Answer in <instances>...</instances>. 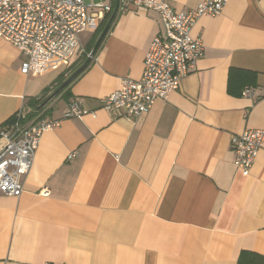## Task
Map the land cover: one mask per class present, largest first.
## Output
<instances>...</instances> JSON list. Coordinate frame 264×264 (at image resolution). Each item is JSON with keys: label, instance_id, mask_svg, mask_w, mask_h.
Masks as SVG:
<instances>
[{"label": "crops", "instance_id": "obj_1", "mask_svg": "<svg viewBox=\"0 0 264 264\" xmlns=\"http://www.w3.org/2000/svg\"><path fill=\"white\" fill-rule=\"evenodd\" d=\"M168 1L186 11L202 0ZM86 2L111 11L79 34L84 52L68 63L23 74L25 56L0 41V129L22 107L27 117L45 109L59 120L41 134L22 192L0 194V264L264 257V144L246 176L230 148L233 134L264 130V0H228L220 14L200 17L191 35L201 40L202 57L138 117L114 116L99 100L121 78L141 77L159 16L121 9L119 0ZM75 98L95 115L63 118Z\"/></svg>", "mask_w": 264, "mask_h": 264}, {"label": "built area", "instance_id": "obj_2", "mask_svg": "<svg viewBox=\"0 0 264 264\" xmlns=\"http://www.w3.org/2000/svg\"><path fill=\"white\" fill-rule=\"evenodd\" d=\"M228 0H202L194 8L176 11L168 0H119L123 8H143L158 14L161 30L149 45L139 79H120L119 87L99 101L114 116L138 117L157 99H166L181 79L196 66L203 55L201 40L192 37L191 29L202 16L220 14ZM111 7L89 4L86 0H0V41L15 46L24 56L23 74H42L54 62L68 63L84 52L79 34L95 30ZM92 57V52H87ZM242 94L252 97L249 87ZM45 109L27 117L19 108L8 126L0 129V194L18 196L22 179L29 172L35 151L44 131L58 126L59 120L43 115ZM95 112L81 99L68 104L63 118L81 117ZM264 144V130L245 129L233 134L230 148L234 166L246 176ZM71 156H74L72 153Z\"/></svg>", "mask_w": 264, "mask_h": 264}, {"label": "trees", "instance_id": "obj_3", "mask_svg": "<svg viewBox=\"0 0 264 264\" xmlns=\"http://www.w3.org/2000/svg\"><path fill=\"white\" fill-rule=\"evenodd\" d=\"M93 53H94V51H92V55H93ZM82 68H80V70H82ZM229 90H230V92L232 91L231 83H229ZM255 258L262 259L263 260V263L262 264H264V257L258 256L256 254H253V253H250V252H246V251H242L240 253V255L238 257L237 264H252V261H254Z\"/></svg>", "mask_w": 264, "mask_h": 264}]
</instances>
